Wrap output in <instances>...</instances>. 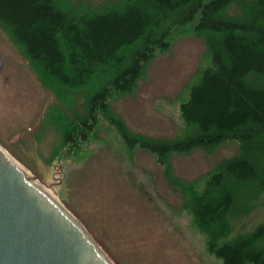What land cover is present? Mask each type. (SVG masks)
Wrapping results in <instances>:
<instances>
[{"label": "trees", "instance_id": "16d2710c", "mask_svg": "<svg viewBox=\"0 0 264 264\" xmlns=\"http://www.w3.org/2000/svg\"><path fill=\"white\" fill-rule=\"evenodd\" d=\"M0 27L59 88L51 89L56 96L89 92L86 115L75 113L62 130L67 152L79 151L102 120L124 145L162 164L175 154L236 142L239 155L219 163L201 190L190 186L184 207L222 264H264V223L232 237L237 222L264 207V0H105L97 7L0 0ZM185 28L204 39L210 62L180 105L187 134L173 140L132 134L110 116V102L131 93Z\"/></svg>", "mask_w": 264, "mask_h": 264}, {"label": "rangeland", "instance_id": "374dc122", "mask_svg": "<svg viewBox=\"0 0 264 264\" xmlns=\"http://www.w3.org/2000/svg\"><path fill=\"white\" fill-rule=\"evenodd\" d=\"M69 1L93 7L105 2ZM61 5L67 10V4ZM20 50L0 27V146L40 180L114 264H222L207 251L205 236L184 207V196L190 186L201 190L219 163L238 156L237 143L213 152L175 154L162 164L153 154L124 145L102 120L79 151L67 152L62 130L75 113L86 115L89 92L56 96L51 89L59 88ZM209 64L204 39L187 32L178 35L149 63L131 93L111 100L110 116L121 119L132 134L183 138L188 129L180 105ZM262 223L264 207H258L235 224L232 237Z\"/></svg>", "mask_w": 264, "mask_h": 264}, {"label": "water", "instance_id": "95a60500", "mask_svg": "<svg viewBox=\"0 0 264 264\" xmlns=\"http://www.w3.org/2000/svg\"><path fill=\"white\" fill-rule=\"evenodd\" d=\"M29 173L0 146V264H114Z\"/></svg>", "mask_w": 264, "mask_h": 264}, {"label": "bare ground", "instance_id": "6f19581e", "mask_svg": "<svg viewBox=\"0 0 264 264\" xmlns=\"http://www.w3.org/2000/svg\"><path fill=\"white\" fill-rule=\"evenodd\" d=\"M30 174V173H29ZM33 176V175H32ZM41 185V184H40ZM42 186V185H41ZM43 187V186H42ZM43 189L46 191V189L43 187ZM47 192V191H46ZM48 193V192H47ZM49 194V193H48Z\"/></svg>", "mask_w": 264, "mask_h": 264}]
</instances>
